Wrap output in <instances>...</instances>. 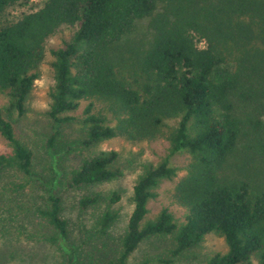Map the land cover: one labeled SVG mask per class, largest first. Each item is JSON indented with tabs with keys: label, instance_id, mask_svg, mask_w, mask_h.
<instances>
[{
	"label": "trees",
	"instance_id": "16d2710c",
	"mask_svg": "<svg viewBox=\"0 0 264 264\" xmlns=\"http://www.w3.org/2000/svg\"><path fill=\"white\" fill-rule=\"evenodd\" d=\"M27 1L0 0V13ZM141 20L147 37L135 48L117 50ZM73 27L69 40L50 51L47 115L55 127L76 123L84 148L114 137L168 144L165 156L143 166L134 181L119 250L103 263L88 258V264H126L151 237L171 236L175 257L207 234L222 238L226 252L203 264H264V0H44L0 27V94L6 99L0 138L10 148L0 154V174L39 182L32 152L16 137L12 117L24 114L49 37ZM81 101L88 104L76 120L67 113ZM94 103L101 109L95 111ZM177 154L188 160L170 200L183 209V221L177 224L166 208L145 220L159 184L176 176L170 159ZM116 156L110 150L82 159L68 172L66 186L119 178L112 166ZM115 199L113 193L109 202ZM98 200V194L83 195L79 209ZM46 201L38 214L66 241L60 199L48 194ZM116 218L104 210L93 234L104 237ZM66 246V264H72L73 250Z\"/></svg>",
	"mask_w": 264,
	"mask_h": 264
},
{
	"label": "rangeland",
	"instance_id": "374dc122",
	"mask_svg": "<svg viewBox=\"0 0 264 264\" xmlns=\"http://www.w3.org/2000/svg\"><path fill=\"white\" fill-rule=\"evenodd\" d=\"M43 1L28 0L25 6H7L0 13V27L13 24L23 14L39 8ZM75 29L62 28L49 37L43 60L38 66V78L24 102V114L19 118L12 117L16 137L32 152L33 170L39 182L12 172L0 174V264H66L70 254L67 244L73 250L72 264H88V258L103 263L113 257L119 250L120 238L132 210L130 198L134 181L143 166L156 164L166 154L168 144L163 139L130 142L114 137L84 148L80 144L81 134L76 123L55 127L47 115L48 92L53 83L50 51L60 46L62 40H69ZM147 35L146 21H137L134 28L121 38L117 50L135 48ZM5 104V97L0 94V108ZM87 104L88 101H81L76 110L67 114L78 120L83 117ZM98 109L101 105L94 103V110ZM55 130L58 134L50 145L47 140ZM110 150L117 155L112 166L120 170L119 178L95 185L66 186L68 172L82 159ZM9 152L7 143L0 138V154ZM187 160L185 154H177L170 159V164L176 168V176L159 184L155 190L156 198L147 203L145 220L152 219L161 208H166L177 224L183 221V209L171 202L170 194L176 181L185 174ZM11 184L22 187L14 190ZM113 193L117 199L110 203ZM48 194L60 199V217L66 222V241L38 214L39 209L47 206ZM89 194H98V202L80 210L79 198ZM106 209L116 212L117 218L106 235L99 237L93 234L92 226ZM172 249L171 236L151 237L136 247L126 264H140L144 260L148 264H203L213 254L226 252L222 238L214 234L205 235L198 246L175 257L170 254Z\"/></svg>",
	"mask_w": 264,
	"mask_h": 264
},
{
	"label": "built area",
	"instance_id": "2783aa9c",
	"mask_svg": "<svg viewBox=\"0 0 264 264\" xmlns=\"http://www.w3.org/2000/svg\"><path fill=\"white\" fill-rule=\"evenodd\" d=\"M201 44V43H200Z\"/></svg>",
	"mask_w": 264,
	"mask_h": 264
}]
</instances>
